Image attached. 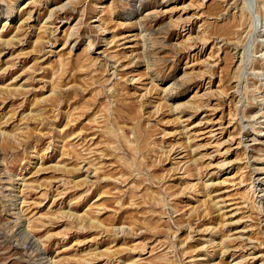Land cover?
I'll use <instances>...</instances> for the list:
<instances>
[{
  "label": "rangeland",
  "instance_id": "obj_1",
  "mask_svg": "<svg viewBox=\"0 0 264 264\" xmlns=\"http://www.w3.org/2000/svg\"><path fill=\"white\" fill-rule=\"evenodd\" d=\"M0 264H264V0H0Z\"/></svg>",
  "mask_w": 264,
  "mask_h": 264
},
{
  "label": "bare ground",
  "instance_id": "obj_2",
  "mask_svg": "<svg viewBox=\"0 0 264 264\" xmlns=\"http://www.w3.org/2000/svg\"><path fill=\"white\" fill-rule=\"evenodd\" d=\"M212 129H213V128H212ZM212 129H211V131H212ZM211 131H209V133H211V134H212V132H213V131H212V132H211Z\"/></svg>",
  "mask_w": 264,
  "mask_h": 264
}]
</instances>
